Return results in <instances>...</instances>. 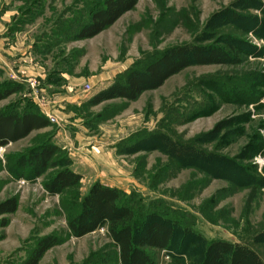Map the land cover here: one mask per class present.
<instances>
[{
	"label": "rangeland",
	"instance_id": "1",
	"mask_svg": "<svg viewBox=\"0 0 264 264\" xmlns=\"http://www.w3.org/2000/svg\"><path fill=\"white\" fill-rule=\"evenodd\" d=\"M103 2L0 0V90L13 92L0 113L53 124L0 147V202L18 203L5 227L0 217V264H25L47 236L61 243L38 264H118L105 230L74 238L67 229L97 180L132 196L139 219L173 224V246L152 251L155 264H201L213 240L264 261V0H138L76 41ZM184 44L218 46L234 63L188 67L135 101L93 103ZM43 143L61 155L37 178L23 159ZM63 168L79 184L49 195L44 183Z\"/></svg>",
	"mask_w": 264,
	"mask_h": 264
},
{
	"label": "trees",
	"instance_id": "2",
	"mask_svg": "<svg viewBox=\"0 0 264 264\" xmlns=\"http://www.w3.org/2000/svg\"><path fill=\"white\" fill-rule=\"evenodd\" d=\"M138 0H104L93 10L89 20L75 34L76 41L90 39L112 26L123 14L130 11ZM234 58L218 46L177 45L165 50L156 59L148 62L141 70L128 72L124 82L116 83L100 92L93 103L125 99L135 101L142 93L161 87L170 77L188 67L199 65L231 64ZM13 92L0 90V101ZM52 122L38 112L24 114L0 113V147L18 142L34 131L52 126ZM224 123L216 126L220 131ZM61 155L54 144L43 143L30 150L24 163L30 174L39 177L52 167ZM81 177L69 168L56 172L44 183L45 191L52 196L79 184ZM133 197L117 188L94 182L82 198L78 212L67 222L69 234L82 238L98 230H105L117 251L118 264H155L152 251H168L172 248L175 231L173 224L154 215L139 219L135 213ZM17 199L12 197L0 202L1 227L7 225L4 218L15 213ZM190 236V231H184ZM58 238H41L32 249L25 264H38L44 254L59 245ZM201 264H264V261L250 248L225 240H213L206 246Z\"/></svg>",
	"mask_w": 264,
	"mask_h": 264
},
{
	"label": "crops",
	"instance_id": "3",
	"mask_svg": "<svg viewBox=\"0 0 264 264\" xmlns=\"http://www.w3.org/2000/svg\"><path fill=\"white\" fill-rule=\"evenodd\" d=\"M97 181H98V180H97ZM95 182H96V181H95ZM100 182L103 183L102 180H100ZM103 184H104V183H103ZM104 185H106V184H104ZM107 186H111V187H112V185H107Z\"/></svg>",
	"mask_w": 264,
	"mask_h": 264
}]
</instances>
